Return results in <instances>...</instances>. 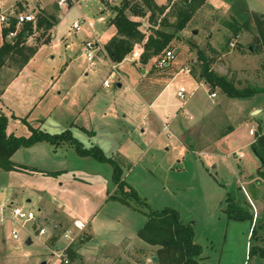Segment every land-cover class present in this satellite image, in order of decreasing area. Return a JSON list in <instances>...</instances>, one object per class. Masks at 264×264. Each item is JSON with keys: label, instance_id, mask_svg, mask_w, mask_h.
Returning <instances> with one entry per match:
<instances>
[{"label": "rangeland", "instance_id": "374dc122", "mask_svg": "<svg viewBox=\"0 0 264 264\" xmlns=\"http://www.w3.org/2000/svg\"><path fill=\"white\" fill-rule=\"evenodd\" d=\"M69 1L63 4L61 23L56 29L58 35L66 37L64 41L68 44L63 41L44 44L32 61L37 73L50 82L48 100L53 108L41 128L61 132L65 124L76 119V123L68 125L73 134L85 145L99 144L106 154L116 158L123 168V178L138 191L142 201L131 199L133 205H129L111 197L112 193H120L113 180L112 164L78 154L69 141L56 149L49 141L35 150L31 146H21L14 153L15 161L47 168L49 172L0 168V202H6L13 192L17 203L37 211L35 223L27 222L19 239L9 235L11 223L1 230L4 233L0 232V264H42V261L45 264H158L157 246L139 238L137 230L146 222V212L165 207L176 208L182 221L193 224L195 240L203 246L201 255L205 256V261L264 264L260 262L256 246L264 243V179L258 184L257 165L261 164V159L252 146L258 132L264 131V112H253L264 108V95L219 97L222 91L215 89L218 97L213 110L181 136L186 146L178 134L168 137L169 131L167 134V130H157L161 123L155 111H150L146 104L142 106L143 102L134 96L133 76H126L128 82L123 83V88L117 85L123 81L119 76L112 79L110 88H105L103 80L114 70L113 64L99 60L97 52L93 61L96 70L89 69L83 44L92 35L87 22L82 24L80 17L98 11L101 0ZM120 1L110 0L117 4ZM51 3L56 9L60 6L58 0H2L0 45L4 40L2 12L13 9L34 16L37 11L49 14L50 9L43 10L41 4ZM174 13L172 9L167 15L170 23L177 20ZM255 14H264V0H206L186 27L177 32V38L169 47L176 57L168 69L175 73L183 69L154 109L172 114L181 107L179 117L188 120L186 110L193 104L199 107L210 104L208 94L212 90L207 89L209 85L196 87L189 73L201 74L200 51L211 67L228 75L238 87L263 86L264 48L259 44L261 32ZM233 18L240 24L247 22L248 29L244 27L235 36L227 25ZM76 19L82 24L79 31L73 29ZM142 26L148 33L153 29L148 16ZM39 34L47 35L42 30ZM48 35L51 36L50 30ZM34 40L32 37V42ZM157 61L158 58H153L144 64L151 76L141 77L139 86L163 71L165 67H157ZM68 64L71 65L66 70ZM153 88L160 89V82ZM179 88L185 89V98L178 96ZM154 90L147 97H153ZM112 107L119 111L113 113ZM148 112H152L158 126L153 125L156 129L152 133H143V119ZM29 124L17 120L9 130H15L17 135H28L31 132ZM232 125L236 138L228 142L226 139L221 144L217 139ZM252 127L255 134L249 133ZM92 128L98 131L91 133ZM240 151L244 152L243 159L238 156ZM250 185L255 186L256 198L249 191ZM229 194L242 196V205L254 211L255 217L260 216L257 223L255 218L252 228L251 219L228 217L224 207ZM79 217L87 223L83 229L76 227L72 220ZM42 226L46 227L44 234L33 230ZM28 230L34 234L28 235ZM28 237L33 239L31 244L26 243ZM69 246L76 251L73 256Z\"/></svg>", "mask_w": 264, "mask_h": 264}, {"label": "trees", "instance_id": "16d2710c", "mask_svg": "<svg viewBox=\"0 0 264 264\" xmlns=\"http://www.w3.org/2000/svg\"><path fill=\"white\" fill-rule=\"evenodd\" d=\"M102 1L114 12V16L110 19V24L116 27L117 32L106 43L105 51L115 64L121 63L128 57L136 45L143 48L140 58L143 64L162 55L166 49L173 45L174 40L177 38V32L182 31L186 27L195 12L206 2V0H179L174 2V4H170L173 0H168L167 4L160 5L156 0H121L118 4L112 3L110 0ZM172 9L175 11L174 14L177 20L170 23L167 15ZM133 16H148L153 29H150L151 31L147 33L141 28L142 22L134 19ZM254 16L261 32L259 44L260 47L264 48V14H255ZM54 19L42 11H37L35 19L24 22L16 36L10 40L8 34L16 29L17 20L12 18L9 26H3L4 41L0 46V69L12 67L13 73L18 74L37 53L41 45L48 44L51 41L48 32L54 25ZM227 25L232 28L235 36L244 27L247 29L249 27L247 22L240 24L236 18L227 21ZM171 27L173 28L171 29ZM41 30L47 33L46 37H44V34L37 35ZM32 37L35 40L29 43V38ZM200 53L203 61L201 78L209 85L211 90L214 91L219 88L223 94L230 98H250L257 94L264 95V85L238 87L236 82L228 75L215 71L211 67L208 58L203 52L200 51ZM262 64L264 69V59ZM1 96L2 91L0 89V99ZM8 120L6 114H0V168L6 170L19 168L37 169V167L16 162L13 159L15 151L21 146H30L43 140L55 145L69 141L78 154L93 156L98 160L112 164L113 180L117 184L120 193H112L111 197L131 205H133L131 199L136 202L142 201L138 191L123 178V168L119 161L113 156L106 154L99 144L86 146L69 128L61 132H49L29 124L31 129L29 135H17L13 132H8ZM263 132L261 129L258 132V136ZM258 136L252 146L261 159V165L258 167L257 172L264 179V142L260 143ZM243 195L246 199L245 193ZM243 197L229 194L226 197L227 204L224 210L229 218L251 219L252 221L256 218L257 223L260 216L257 215L255 217L254 211L242 205ZM135 207L140 209L138 206ZM146 214L148 218L137 230V234L143 240L157 246L158 264H213L201 260L203 246L195 240V228L192 223L181 220L180 213L176 208L165 207L160 210H150ZM255 228L256 226L253 227V233ZM71 246H69L70 253L73 256L76 251ZM256 246L260 255L264 256V243ZM250 252H253V248H251Z\"/></svg>", "mask_w": 264, "mask_h": 264}, {"label": "crops", "instance_id": "0c3cea01", "mask_svg": "<svg viewBox=\"0 0 264 264\" xmlns=\"http://www.w3.org/2000/svg\"><path fill=\"white\" fill-rule=\"evenodd\" d=\"M75 1L80 2V0H75ZM156 2L160 5H162V4H167L168 0H156ZM52 3L50 5H47V6L41 4V7L43 10H49L50 9V11H52V12L49 11V14H51L52 16H57L54 19L55 21H54L53 27L50 29L51 41L48 44H51L52 42H56V43H59L61 41L66 42L67 41L66 37L63 35H58V33L56 32L58 25L61 23V10H62V7H64V5H61V6H59L58 9H56L55 7L52 6ZM100 5L101 6H99L98 11L93 12L92 15H86L85 14V17H80L81 18L80 20L82 21V24L87 22L88 26L90 27L92 37L89 39H96L99 41L98 44L101 46V49L97 51V55H98L97 57L99 58V60H101L105 63L109 62L110 64H113L114 70H111L109 75L104 77V80L108 79L109 76H111V75H113L111 78V81L116 76H119L120 80H123V81L118 82L117 85L119 86V88H123V83L126 81L128 82V79L126 76H129L130 78H132V76H133V78H132L133 79L132 89L135 91L134 96L135 97L137 96L143 102L142 106H144L146 104L150 111H155L154 112L155 117H159V119H157V120L161 123V124H159V122H158L159 126L156 125V123L154 122V118H153L154 116H152L153 115L152 112H148L146 115H144L143 122L145 123V125L142 127V132L143 133L144 132L152 133L156 129L155 127L158 126L159 127L157 129L158 131H166L167 130V134H168V131L170 132L171 135H173L174 133L178 134L180 140L186 145V143L181 139V136L184 133L190 131L191 127L195 126V123H197L207 113L209 114V112H211L213 110V107H214L215 102H216L215 99L218 96L216 95L213 97L211 94L212 93L218 94V92L216 90H214V91L212 90V92H209L208 98L210 99V104L208 103V105L203 106V107H199V106L193 104L190 107V109H187L186 110V112H187L186 118H188V120H186V119L184 120L181 117H179L182 114V108L181 107L179 108V110H177L175 113H172V114L169 111H161V110L157 111L156 109H154L156 107L157 103L163 97V95H164L163 93L165 91H167V88L170 86V84L173 82V80L175 79L177 74L183 68L180 67L181 69L180 70L178 69L179 72L175 73L174 70L168 69L169 65H170L169 64L163 69L162 72L156 74L155 78H152L151 80H147V82L144 86H139L140 80H142L141 77H146L145 79H147V76H149V75L151 76V72L147 68L144 67V64L140 61V59L132 61L131 59L126 57L121 63H118V64H115L111 61V59L109 58V56L107 55V53L105 51V45L117 32L116 27L114 25L110 24V19H111V17L114 16V12H113V10L109 9V7H107L103 3L102 0H101ZM0 6H2V0H0ZM58 10H59V13H58ZM45 14L49 15L47 13H45ZM52 18H54V17H52ZM133 18L136 20H140L141 22L144 20L143 17H138V16H133ZM75 21H77V19ZM74 22H73V24H74ZM82 24H80V29L82 27ZM144 24H145V22H144ZM141 28L143 29V26H141ZM80 29H78V30L75 29V30L79 31ZM143 30H145V29H143ZM59 37H61V38H59ZM64 40H66V41H64ZM3 41L1 43V45L3 44ZM86 41H84V43ZM29 43H32V38H29ZM66 44H68V43L66 42ZM43 46H44V44L41 45L39 50ZM83 47H84V44H83ZM84 53H85V47H84ZM35 55L30 59V61L27 63V65L18 74L13 73L12 67H4V68L0 69V89L2 91V96L0 99V114L4 113L8 116V119H9L8 120V126H7L8 132L15 133V130H13V129L9 130V128L17 120H20V121L24 120L27 123H30L31 125H33L35 127L41 128L42 124L47 119V115L50 114L52 111L53 105L48 100L49 99L48 94L50 92V87H49L50 82L48 80H46V78L43 79L40 76V74L37 73V70L35 69V67L32 65V61L34 60ZM95 59H96V57H95ZM127 62H130V64H124ZM95 63H97V62H95ZM71 64L73 65L74 62L71 61ZM70 65L68 64V66L66 67V70L69 68ZM88 67H89V69L93 68L94 71L96 70V64H94V63L91 64L89 62ZM139 67H142V68H140V71H139ZM212 68L219 73L221 72L220 70H217L215 68V66H213ZM184 70H186V69H184ZM84 72L86 75L89 74V72L86 69L84 70ZM140 72H141V74H140ZM189 73L191 74L192 81L197 85L196 87L199 88L202 85L208 86V84L204 80H202L201 74L198 75L196 72H192V73L189 72ZM104 80H103V86L105 88H110L112 86V82H111L110 86H105ZM158 82H160L161 88L154 90L153 85H156V84L158 85ZM151 86H152V89H151ZM147 87L150 88L151 90H147ZM207 89L209 90V86L207 87ZM120 90L121 89H119V91ZM152 90L155 91V95L153 97L152 96L147 97ZM178 91H177V94H178ZM221 95L226 96L222 92L219 94V97ZM261 108L262 109H259V110L261 112L262 111L264 112V108L263 107H261ZM111 110L113 113L119 111V109L114 108V107H112ZM124 115H127V113H124ZM192 118H193V120L191 121L190 119H192ZM195 119H197V120L194 121ZM11 120H14V121H11ZM74 123H76V119H73L72 122L65 124V129L69 128L72 131V128H70V126H68V125L69 124L73 125ZM165 123L167 124V127H164ZM137 125L139 126L140 122ZM81 126H84V124H81ZM234 127H235L234 125L229 126L228 129L225 130L221 134L222 136L217 140H221V144H223V142H225L226 139H228L227 142L231 141V140L233 141V139L236 138L235 136H233V133L236 131V129ZM86 128H84V129L86 131L90 132L88 130V128L87 129ZM250 129H249V133L255 134V133H251ZM97 131L98 130L96 128L91 129V133L97 132ZM171 135H169L168 137H171ZM217 140L215 142H217ZM252 140H253V138L251 139V142H252ZM44 141H46V140L39 141V142H37L33 145H30V146H31V148H33V150H35L37 148H40V144L43 143ZM63 144H66V143L63 142L62 145ZM91 145H93V144H91ZM91 145H86V146H91ZM51 146H54L55 149H56V147H59V145H52V144H51ZM215 148H214V150H216ZM194 151H196V150H194ZM240 153H243V156H240ZM240 153H238V156L240 159H243L244 152L240 151ZM13 157H14V154H13ZM16 162L21 163L17 160H16ZM22 164H24V163H22ZM27 164L25 163V165H27ZM28 165L31 167L32 166L37 167V169H33V170H39V171H43V172L49 171V170H46L47 168L39 167L37 165H33V164H28ZM260 165L261 164L257 165V168ZM26 169H28V168H26ZM245 172L251 173V171H245ZM258 177H260V176H258ZM261 179L262 178L260 177V180ZM260 180L257 181L258 184H261ZM256 197H257V192H256L255 198ZM15 198H16V196H14V193L11 192L8 195V197L6 198V202L7 201L16 202ZM30 200H31V198H28V201H30ZM2 202H5V201L3 200ZM129 205H131V204H129ZM75 219H77V218H75ZM78 219H80V217ZM72 220L74 221V219H72ZM253 223H254V220L252 221V224L250 226L251 228H252ZM251 228H250L249 232L251 231ZM1 230L2 229H0V232H1ZM1 233H4V232L2 231ZM195 233H196V231H195ZM139 238H141V237H139ZM153 246H155V245H153ZM204 257H205L204 255H201L202 261L203 260L205 261ZM260 262L264 263V256H262V255H261Z\"/></svg>", "mask_w": 264, "mask_h": 264}, {"label": "built area", "instance_id": "2783aa9c", "mask_svg": "<svg viewBox=\"0 0 264 264\" xmlns=\"http://www.w3.org/2000/svg\"><path fill=\"white\" fill-rule=\"evenodd\" d=\"M17 1V0H16ZM70 2L69 0H58L59 5H65ZM71 2H74V0H71ZM1 7V6H0ZM12 18H15L17 20L16 23V29L13 31H10L8 34V37L14 38L20 28V26L27 21H33L35 19V16L29 13L24 12H15L13 9H11L8 12H2L1 13V21L3 22L4 26H9L11 23ZM80 22L75 21L73 24L74 29H80ZM98 40L96 39H88L85 42V53L87 56L88 61L93 64V61L96 57V52L101 49V46L98 44ZM234 45V43H231ZM143 52V48L141 46L136 45L133 52L128 56L129 59L138 60L141 58ZM175 53L171 49H166L162 55H160L158 58V61L156 62V66L159 68H164L167 65H169L171 62L175 60ZM113 75L109 76L108 79L104 80L105 86L111 85V78ZM186 91L184 88H181L178 91V95L181 98H185ZM213 97L216 96V93L211 94ZM164 127H167V124H164ZM254 127L251 128L250 132L254 133ZM170 135V133H169ZM240 156H243V153H240ZM37 218V211L32 207H26L23 204H19L17 202H0V229H3L8 223L12 224L9 235L13 239H19L21 236V229L26 228V223L31 222L35 223V220ZM74 224L76 227L83 229L86 226V222L82 219H75ZM38 230L37 233L44 234L46 232V227H40V228H33V230ZM34 231L28 230V235L34 234ZM62 252V251H61ZM63 255L66 254V251L62 252ZM66 261H68V258L66 257Z\"/></svg>", "mask_w": 264, "mask_h": 264}, {"label": "water", "instance_id": "95a60500", "mask_svg": "<svg viewBox=\"0 0 264 264\" xmlns=\"http://www.w3.org/2000/svg\"><path fill=\"white\" fill-rule=\"evenodd\" d=\"M195 32H197V31H195ZM249 49L252 50L253 47L250 46ZM259 111H260V110L257 109V110H255V111H253V112L255 113V112H259ZM258 141H259L260 143H263V142H264V132L261 133V134L258 136ZM249 191H250V193H251L254 197L256 196V190H255V188L253 187V185H250V186H249ZM13 202H14V201H12V203H13ZM32 241H33V239H32L31 237H28V238L26 239V243H28V244H31ZM154 257L158 258V256H154ZM42 264H45V261H42Z\"/></svg>", "mask_w": 264, "mask_h": 264}]
</instances>
